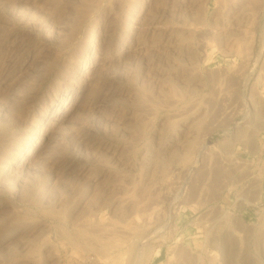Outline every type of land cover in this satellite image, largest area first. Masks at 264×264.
<instances>
[{
    "label": "rangeland",
    "instance_id": "rangeland-1",
    "mask_svg": "<svg viewBox=\"0 0 264 264\" xmlns=\"http://www.w3.org/2000/svg\"><path fill=\"white\" fill-rule=\"evenodd\" d=\"M0 264H264V0H0Z\"/></svg>",
    "mask_w": 264,
    "mask_h": 264
},
{
    "label": "bare ground",
    "instance_id": "bare-ground-1",
    "mask_svg": "<svg viewBox=\"0 0 264 264\" xmlns=\"http://www.w3.org/2000/svg\"><path fill=\"white\" fill-rule=\"evenodd\" d=\"M236 238V237H235Z\"/></svg>",
    "mask_w": 264,
    "mask_h": 264
}]
</instances>
